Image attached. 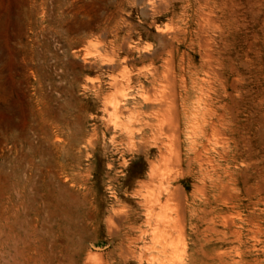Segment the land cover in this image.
Masks as SVG:
<instances>
[{
    "label": "rangeland",
    "instance_id": "obj_1",
    "mask_svg": "<svg viewBox=\"0 0 264 264\" xmlns=\"http://www.w3.org/2000/svg\"><path fill=\"white\" fill-rule=\"evenodd\" d=\"M16 255L264 264V0H0V264Z\"/></svg>",
    "mask_w": 264,
    "mask_h": 264
},
{
    "label": "bare ground",
    "instance_id": "obj_2",
    "mask_svg": "<svg viewBox=\"0 0 264 264\" xmlns=\"http://www.w3.org/2000/svg\"><path fill=\"white\" fill-rule=\"evenodd\" d=\"M2 1V0H1ZM8 1V0H7ZM154 2V1H153ZM178 3V2H177ZM176 3V4H177ZM183 3V2H182ZM157 4V3H156ZM162 4H163V2H162ZM171 4H172V2H171ZM174 4V3H173ZM173 4H172V7H173ZM179 4V3H178ZM184 4V3H183ZM175 5V4H174ZM6 6V5H5ZM188 6V5H187ZM159 7V6H158ZM171 7V8H172ZM189 7V6H188ZM191 7V6H190ZM2 8V7H1ZM6 8V7H5ZM147 8V7H146ZM174 8V7H173ZM162 9V8H161ZM188 9V8H187ZM160 10V9H159ZM173 10V9H172ZM193 10V9H192ZM191 10V11H192ZM156 11H157V9H156ZM177 11V10H176ZM190 11V10H189ZM204 11V10H203ZM163 12V11H162ZM169 12V11H168ZM172 12V11H171ZM186 13V12H185ZM163 14V13H162ZM177 14V13H176ZM3 15V14H2ZM157 15V14H156ZM187 16V15H186ZM188 17V16H187ZM192 17V16H191ZM190 17V18H191ZM207 18V17H206ZM211 18V17H210ZM4 19H6V18H4ZM212 19V18H211ZM217 20V19H216ZM190 21V20H189ZM209 21H211V20H208V25H210V23H214V22H212L213 21V19H212V21L211 22H209ZM191 22H192V20H191ZM222 24H223V22H222ZM191 26V25H190ZM189 26V27H190ZM217 26V25H216ZM188 27V26H187ZM200 27V26H199ZM192 28V27H191ZM212 28H213V25H212ZM216 28V27H215ZM191 30V29H190ZM187 31V30H186ZM191 33V32H190ZM188 35V34H187ZM209 35V34H208ZM220 35V34H219ZM213 36V35H212ZM217 36H218V34H217ZM183 37V36H182ZM199 38H200V36H199ZM201 38H203V37H201ZM220 38V37H219ZM200 40V39H199ZM201 42V41H200ZM206 42V41H205ZM180 44H182V43H180ZM184 44V43H183ZM204 44V43H203ZM208 45V44H207ZM217 45V44H216ZM224 45H225V43H224ZM201 46V45H200ZM199 46V47H200ZM211 47H213V46H211ZM127 48V47H126ZM173 48V47H172ZM203 48V47H202ZM195 50V49H194ZM199 51V50H198ZM100 52V51H99ZM209 52V51H208ZM207 52V53H208ZM173 53V52H172ZM206 53V54H207ZM209 54H211V53H209ZM219 54V53H218ZM213 55V54H212ZM221 56H222V54H220ZM185 56V55H184ZM204 56V55H203ZM211 56V55H210ZM173 57H174V54H173ZM201 57V56H200ZM212 57V56H211ZM210 58V57H209ZM191 59V58H190ZM168 61V60H167ZM189 61V60H188ZM165 62V61H164ZM176 61H174V63H175ZM191 63H192V61H190ZM225 62V61H224ZM169 63V62H168ZM227 63V62H226ZM164 65V64H163ZM168 65V64H167ZM225 65V64H224ZM217 66V65H216ZM171 68V67H170ZM221 68V67H220ZM223 68V67H222ZM164 69H166V68H164ZM169 69V68H168ZM175 69V68H174ZM224 69H225V67H224ZM172 71V70H171ZM176 71V70H175ZM221 71V70H220ZM124 72V71H123ZM167 72V71H166ZM184 72V71H183ZM224 72V71H223ZM225 72H226V70H225ZM164 73V72H163ZM216 74H217V72H215ZM171 74V73H170ZM170 74L168 75V76H170ZM175 74V73H174ZM226 74V73H225ZM164 75V74H163ZM162 75V76H163ZM167 75V74H166ZM218 75V74H217ZM203 76V75H202ZM116 77H117V75H116ZM116 77H112L111 78V83H110V85L115 89V91H117V92H120V95H119V97H120V100H118L116 97H114V96H112V95H110V97L106 100V102H105V104H104V111H106L107 112V108H110V110H111V113H109L108 114V116H110V115H113V116H116V115H118V114H121V107H120V103H121V101H123L124 99H125V97L127 96V94L126 93H124V92H126V91H131V87L129 86V81H127V82H125V83H121V82H118L117 81V79H116ZM129 77V76H128ZM171 77V76H170ZM170 77H169V79H170ZM166 78V77H165ZM221 78V77H220ZM168 79V78H167ZM168 79V80H169ZM123 80V79H122ZM126 80V79H125ZM124 81V80H123ZM170 81V80H169ZM158 82V81H157ZM223 83V82H222ZM90 84V83H89ZM88 84V85H89ZM172 84H174V83H172ZM224 84V83H223ZM95 85V84H94ZM168 86V85H167ZM111 88V87H110ZM170 89H171V85H170V87H169ZM167 90H169L168 88H167ZM172 91H170V92H173L174 90H173V87H172V89H171ZM177 90V89H176ZM99 92H101V91H99ZM175 92V91H174ZM133 93V92H132ZM149 93V92H148ZM173 95V94H172ZM169 96H170V94H169ZM168 97V96H167ZM130 98V97H129ZM171 98V97H170ZM175 98V97H174ZM174 100V99H173ZM175 101V100H174ZM143 102H144V104H153V101H150V99L149 98H147V97H143ZM165 103V102H164ZM156 104V103H155ZM162 104V103H161ZM175 104V103H174ZM173 104V105H174ZM177 104H178V102H177ZM176 104V105H177ZM162 105H164V104H162ZM178 106V105H177ZM146 107V106H145ZM148 107V106H147ZM174 107V106H173ZM169 108V106H166V108L164 109V108H160V110H158V111H156L157 113H159V112H161V113H164L167 109ZM152 109V108H151ZM172 109V108H171ZM175 109V108H174ZM173 109V110H174ZM176 110V109H175ZM172 111V110H171ZM123 113H125V111L123 112ZM173 114H174V111H173ZM176 115V113L174 114V116ZM174 116H173V118H174ZM179 116V115H178ZM130 118H133L131 115H130ZM175 119H176V117H175ZM128 122H131L130 120H128ZM174 122V121H173ZM175 123H177V122H175ZM121 124H118V123H112V125H111V128H112V130H115V129H119L121 132H123L126 136H127V138L128 139H130L131 138V135H133V133H134V130H132V129H129L126 125H121ZM163 125H166V124H163ZM139 126V125H138ZM175 126H176V124H175ZM167 127V126H166ZM176 128V127H175ZM161 129V128H160ZM141 130V129H140ZM166 130V129H165ZM165 130H163V131H165ZM217 131V130H216ZM136 133L138 134L139 133V129H138V131H136ZM94 135V134H93ZM134 135H136V134H134ZM177 135V134H176ZM180 135V134H179ZM136 138V137H135ZM179 138V137H178ZM174 139V138H173ZM92 140V139H91ZM91 140L90 139H88L87 141H86V146L87 147H90V146H92L93 144H91ZM121 141V140H120ZM178 141V140H177ZM110 142H113V137H111L110 138ZM161 143V142H160ZM178 143V142H177ZM132 147H133V145H132ZM175 147H177V146H175ZM152 148H154V147H152ZM178 148V147H177ZM132 149V148H131ZM179 149V148H178ZM131 151V150H130ZM176 151V150H175ZM174 151V152H175ZM180 151H182V150H180ZM173 152V153H174ZM177 152V151H176ZM175 152V153H176ZM192 154V153H191ZM205 155V154H204ZM207 155V154H206ZM192 156H193V154H192ZM174 160H175V162H176V165L179 163V155H178V153L177 154H175L174 155ZM201 157V156H200ZM160 158H161V161H165L166 160V157L164 156V155H161L160 156ZM198 159V158H197ZM188 160V159H187ZM168 161V160H167ZM189 161V160H188ZM172 162H174L173 161V159H172ZM184 162V161H183ZM149 163V162H148ZM154 163V162H153ZM186 163V162H185ZM201 165V164H200ZM190 166V165H189ZM203 166V165H202ZM109 167V166H108ZM214 167V166H213ZM154 170H155V167H154V165H150V170H149V176L151 177L153 174H154ZM202 170V169H201ZM204 172V171H203ZM188 174V173H187ZM207 177V176H206ZM176 188H178V187H176ZM177 189H174L173 191H176ZM174 194V193H173ZM173 194L171 193V195L173 196ZM73 197V196H72ZM77 198V197H76ZM75 199V198H74ZM73 199V200H74ZM72 201V200H71ZM78 201V200H77ZM75 202V201H74ZM77 204V203H76ZM74 205L75 204H73V202H69L67 205H66V207H67V209H65V211H66V213H67V216H66V220H65V222H66V224H68V226H69V229L70 228H72V226H73V224L74 223H76V221L78 220L77 218H78V212H77V209L74 207ZM77 207V206H76ZM116 214V213H115ZM119 215V214H118ZM156 216V215H155ZM180 225H182V224H180ZM182 228V227H181ZM85 231H86V228H85V226H84V228H83ZM131 229V228H130ZM129 229V230H130ZM157 229V228H156ZM128 230V231H129ZM173 231V230H172ZM180 231H182V229L180 230ZM171 235V234H170ZM157 237V236H156ZM169 237V236H168ZM132 240V239H131ZM176 241H177V239H176ZM129 244V243H128ZM12 245V244H11ZM82 243L80 244V246H81V248H82ZM167 247V246H166ZM188 247V246H187ZM153 248V247H152ZM166 250V249H165ZM187 251V250H186ZM121 253V252H120ZM152 253V252H151ZM161 253V252H160ZM189 253V252H188ZM126 254V253H125ZM162 254V253H161ZM119 255H121V254H119ZM20 256L21 255H16V257H15V260L17 259V263L16 264H23L24 263V261L23 260H21V258H20ZM178 256H180V255H178ZM149 257V256H148ZM126 259V258H125ZM128 260V259H127ZM146 260V259H145ZM157 262V261H156ZM160 262V261H159ZM25 264V263H24ZM161 264V263H160Z\"/></svg>",
    "mask_w": 264,
    "mask_h": 264
}]
</instances>
